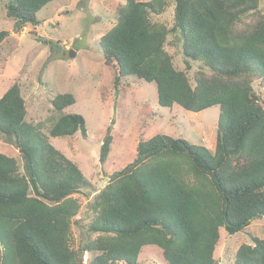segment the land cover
Instances as JSON below:
<instances>
[{"label": "trees", "instance_id": "1", "mask_svg": "<svg viewBox=\"0 0 264 264\" xmlns=\"http://www.w3.org/2000/svg\"><path fill=\"white\" fill-rule=\"evenodd\" d=\"M52 0H7L6 16L20 32ZM167 0H123L114 24L100 36L104 64L112 68L114 94L122 78L152 81L160 106L177 103L198 112L220 108L214 148L155 133L139 136L135 157L114 172L94 197L87 239L74 249L71 224L89 185L76 162L49 137H86L85 119L64 109L72 93L52 97L56 116L48 133L25 118L17 83L0 97V138L22 157L0 152V264H152L139 259L147 245L165 264H217L223 237L264 215V10L259 0H174L169 29L151 14ZM180 35L185 66L201 64L193 80L175 69L164 42ZM9 31L0 30V44ZM56 51L52 40H44ZM207 68L209 72L202 70ZM124 88V87H123ZM111 136L99 147L106 159ZM235 264H264V238L251 236L234 251Z\"/></svg>", "mask_w": 264, "mask_h": 264}, {"label": "rangeland", "instance_id": "2", "mask_svg": "<svg viewBox=\"0 0 264 264\" xmlns=\"http://www.w3.org/2000/svg\"><path fill=\"white\" fill-rule=\"evenodd\" d=\"M122 2L52 0L36 13L38 24H26L20 32H15L14 20L6 16L7 0H0V30L9 31L0 44V97L10 85L17 83L25 100L26 120L39 124L45 134L56 116L49 102L57 93H72L75 102L64 112L79 113L85 119L86 137L79 131L71 136L49 137L50 144L76 162L89 182L74 194L80 203L70 228V245L74 249L87 239L84 225L92 217L94 197L114 172L133 160L139 136L163 133L211 150L215 143L218 105L198 112L186 110L177 103L160 106L155 83L134 77L122 78L119 94L115 96L112 68L104 64L98 40L114 24L116 8ZM259 2V9L264 10V0ZM173 11L174 0H167L164 10L151 14L150 19L161 21L171 29ZM44 40H52L56 51H51ZM180 42V35L170 32L164 48L171 55L175 69L185 71L192 82L201 64L191 61L190 68H186ZM202 70L209 72L207 68ZM253 87L263 101L264 87L258 81H254ZM108 134L111 136L109 152L100 161L99 147ZM0 152L14 156L23 169L22 157L2 138ZM251 236L264 238V215L253 219L243 230L223 237L216 255L217 264H235V249L243 242L249 243ZM159 251L157 246L147 245L138 258L165 264ZM89 256L83 253L82 264H86Z\"/></svg>", "mask_w": 264, "mask_h": 264}, {"label": "crops", "instance_id": "3", "mask_svg": "<svg viewBox=\"0 0 264 264\" xmlns=\"http://www.w3.org/2000/svg\"><path fill=\"white\" fill-rule=\"evenodd\" d=\"M214 144H215V143H213V144H212V145H213V147H214Z\"/></svg>", "mask_w": 264, "mask_h": 264}]
</instances>
